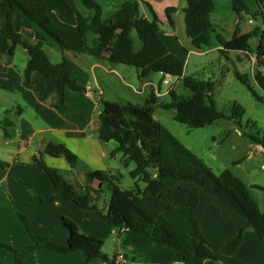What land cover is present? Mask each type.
<instances>
[{
	"label": "trees",
	"instance_id": "trees-1",
	"mask_svg": "<svg viewBox=\"0 0 264 264\" xmlns=\"http://www.w3.org/2000/svg\"><path fill=\"white\" fill-rule=\"evenodd\" d=\"M79 1L91 13L84 14L80 11L78 0H0V31L11 40L9 54H13L18 46L28 53L24 86H30L33 72L56 78V109L62 115L66 112L67 89L81 92L87 90L73 76L72 58L64 55L57 63L49 58L44 47L52 46L63 53H87L111 63L135 67L139 70L140 78L147 77L151 72L169 74L177 78L183 91L170 88L169 99L160 101L153 87L144 104L102 101L98 137L103 142L117 143L110 155L121 153L124 166L134 162L135 167L130 171V176L136 179L135 187L122 189L118 184V176L101 170H90L88 173L100 180L101 185L104 182L109 185L111 197L107 208L91 202L89 187L76 192L69 177L44 159L36 157L32 163L49 175L54 186L62 191L64 198L74 201L87 212L96 210L107 222L125 233L144 236L151 243L168 245L174 255L180 256L184 261H174L171 264H220L194 216L201 190L216 196L247 218L246 226L240 229L236 237L224 244L226 253L236 252L248 228L254 229L259 237L264 239V210L260 209L252 196L250 186L229 168L215 173L201 157L154 117L156 108H162L174 110L175 120L192 128H202L220 119L232 120L241 125L245 107L235 101L231 104L229 112L220 110L215 98L219 81L212 76L205 78L203 73H186V62L166 44L162 36V21L150 3L146 2L148 17L141 16L133 4L131 16L106 23L102 19V7L97 0ZM185 1V29L192 46L196 49L210 46L214 32L211 21L213 0ZM231 1L238 19L243 14H249L259 21H264V0H257L259 7L255 12H252L245 0ZM174 11L175 7L166 10L168 23L171 25H174ZM134 32L140 42L139 47L136 46ZM255 35L261 36V39L257 47L256 67L251 76L237 68L236 64L243 60H234L229 54L233 51L253 52L249 39ZM217 38L222 45L219 53L233 65L234 76L247 87L256 101L264 104V95L258 91L259 88L264 92L262 26H256L243 34L236 29L230 39L221 35ZM8 122H11L8 118L0 120V124ZM246 127L252 131L248 133L250 140L264 145V130H258L255 122L251 121H248ZM58 147L72 166L78 165L75 154L67 151L63 145ZM167 178L170 181L168 191L175 189L178 182L194 184L191 190L179 187L181 191L189 193L190 212L186 223L193 226L189 233L159 210L164 180ZM140 182L145 184L143 189L139 187ZM255 187L263 189L259 185ZM37 198L41 200L40 197ZM147 201L154 203V208L150 207ZM19 216L34 242L23 250H18L0 241L1 247L14 252L15 264H22L27 254L39 248H47L61 254L81 250L86 256L85 264H89L96 257L107 264L115 263L116 255L110 258L104 253L103 239L82 232L68 217H63V221L70 236L66 244H60L49 236L36 237L31 231L28 218L23 214Z\"/></svg>",
	"mask_w": 264,
	"mask_h": 264
},
{
	"label": "crops",
	"instance_id": "crops-1",
	"mask_svg": "<svg viewBox=\"0 0 264 264\" xmlns=\"http://www.w3.org/2000/svg\"><path fill=\"white\" fill-rule=\"evenodd\" d=\"M97 1L102 7V19L106 23L131 16L133 4L136 5L141 16L148 17L146 2L150 3L162 21V36L166 44L172 52L186 62V73L187 61L191 57H195L194 72L207 73L208 77L212 76L208 71L210 68L208 58L218 55L220 60L219 51L222 49V45L217 38L218 35L230 39L236 29H239L243 34L250 32L256 26H262L259 20L249 14H243L238 19L233 11L231 0H213L212 44L196 49L186 34L184 8L187 2L185 0ZM245 1L252 12L258 9L257 0ZM77 5L80 11L85 14L78 2ZM170 7L176 8V11L172 12L174 25L168 23L166 16V10ZM85 10L87 9L85 8ZM89 13L91 11L86 14ZM262 28L264 29V25ZM260 39L261 36L256 35L249 39L253 52L233 51L229 54L230 57L233 55L231 58L234 60L242 59L241 63H244L249 57L253 60L256 59ZM55 49L58 48L55 47ZM45 51L49 56L48 51ZM59 51L60 54L56 61H53L50 56L49 58L56 63L60 62L64 55L72 58L74 61L73 76L87 88L85 92L67 89L64 115L56 109L58 96L56 78H49L39 72H33L30 86L26 87L23 80L28 56L24 58L22 65H17L14 62L15 51L10 54L11 58L9 59L0 58V88L11 94L9 98L13 105L18 107L15 117L12 119L3 118H8L12 123L0 124V241L18 250H23L26 246L33 244L34 241L19 216V214H23L30 221L31 231L36 237L49 236L56 243L66 244L70 233L64 225L63 217H68L80 227L82 232L103 239L104 244L111 239L115 246L113 254L109 256L105 253L110 258L122 252L129 264L184 262L180 256L174 255L168 245L151 243L144 236L125 233L107 222L96 210L87 212L74 201L64 198L62 191L54 186L49 175L32 163V160L37 157L44 159L49 165L57 167L69 177L76 192H81L89 187L91 202L102 208H107L110 200L105 201L103 206L99 204L103 185L100 180L88 172L101 170L118 176L120 186L121 179L125 178L123 169L129 168L131 165L124 166L121 153L110 155L112 150L117 147L115 141L103 142L98 137L99 115L102 111V107L99 106L100 101L103 100L100 96L104 94V91L101 89L99 97L96 98L88 71L85 72L83 68H77L78 54ZM86 65L95 76L96 86L101 87L99 74L103 77L102 83L105 82L104 78L110 77L107 79L110 83L107 84L109 87L123 83L130 87L134 93L145 95L144 103L153 87H163L162 83L150 80V75L140 78L139 70L137 71L138 82H134L132 79L126 81L123 70L106 59L94 57V60ZM163 76L165 77V75ZM166 76L172 78L174 83L177 82L176 77ZM8 111L10 109L6 108L5 112ZM253 144L264 152L263 145ZM59 145H63L67 151L77 156V166L74 167L69 163L65 154L60 152ZM131 170H129V174ZM135 182L136 179H133V183L127 189L135 187ZM246 184L250 187L253 186ZM169 186L170 181L167 178L164 180L159 210L189 233L193 230V226L186 223L190 212L189 193L181 191L179 187L191 190L194 184L178 182L172 191H168ZM139 187L143 189L145 184L140 182ZM252 196L254 197L253 194ZM37 197H40L41 200ZM254 199L257 201L256 197ZM147 204L152 208L155 206L152 202L147 201ZM194 216L209 240L210 247L220 264L264 263V239L260 238L252 228L245 231L243 241L236 252L233 254L225 252L224 244L236 237L240 229L246 226L247 218L221 202L216 196L201 190ZM85 262L86 256L81 250L61 254L47 248L36 249L22 260V264H85ZM0 264H15L14 252L0 246ZM89 264L107 263L96 257Z\"/></svg>",
	"mask_w": 264,
	"mask_h": 264
},
{
	"label": "rangeland",
	"instance_id": "rangeland-1",
	"mask_svg": "<svg viewBox=\"0 0 264 264\" xmlns=\"http://www.w3.org/2000/svg\"><path fill=\"white\" fill-rule=\"evenodd\" d=\"M78 4L85 14L88 13L79 0ZM259 23L263 26V19L260 20ZM133 36L136 39V46L139 47L140 42L135 32L133 33ZM10 45L11 40L3 31H0V58L4 60L11 58V55L8 52ZM44 49L48 51L49 56L53 61L58 59L60 54L58 49L50 46H45ZM26 56H28V53L23 47L18 46L15 49L13 60L17 65H22ZM78 56L77 68H83L85 72L88 71L96 98L99 97L100 90L102 89L104 94L100 97L103 100L123 103L128 101L139 104L144 103L145 95L134 93L130 87L123 83H118L116 86L109 87L107 84L110 83L107 79L110 77L104 78L105 82L102 83L101 80H103V77L99 74L98 77L101 87L96 86L95 76L92 71L89 70L88 65H86L88 62L93 61L94 57L87 53H78ZM219 56L220 60L218 59V55H216V57L210 56L208 58L210 63V68H208V71L210 72L209 75H212V77L218 80L220 84L215 92L218 108L224 112H229L230 106L233 102L236 101L242 104L245 107L246 113L241 120V125L232 120L220 119L213 124L202 128H192L175 120L174 110L162 108H156L154 117L164 124L190 150L201 157L215 173L218 174L222 170L229 168L246 183L253 185L250 187V192L256 197L260 209L264 210V152L258 149V147H255L248 136V133L252 131L249 127H246L249 120L255 122L258 130H264V104L256 101L247 87L234 76L233 65L231 62H229L224 55L219 54ZM212 57L213 59L211 60ZM195 60V57H191L187 61L188 74L200 73L194 72ZM114 66L123 70L126 81H131V79L134 82L139 81L137 78V68L115 63ZM255 67L256 59L253 60L251 57H249L244 63H237V68L241 72H247L251 76H253ZM111 76L115 77L114 75ZM163 77L162 73L151 72L149 79L157 83H162L163 87L175 88L178 91H183L179 81L174 83L171 78L169 84H163ZM203 77L207 78L208 74H204ZM258 91L264 95V92L261 89L258 88ZM10 96L11 94L9 92L0 88V119H3L4 117L12 119L16 115L15 113L18 110V107L13 105L12 100L9 98ZM168 99L169 94H159L160 101H166ZM102 101H100L99 107H102ZM6 108L10 109V111L5 112ZM130 164L129 168L125 167L123 169L125 178H122L120 182V187L122 189H127L130 187L129 185L133 183V178L130 176L129 170L135 167V163L131 162ZM255 185H260L263 189L255 187ZM100 194L101 198L99 204L103 206L105 201H109L111 197L108 183L104 182L102 193ZM114 249V242L111 239L104 244L103 251L109 256L113 254Z\"/></svg>",
	"mask_w": 264,
	"mask_h": 264
},
{
	"label": "built area",
	"instance_id": "built-area-1",
	"mask_svg": "<svg viewBox=\"0 0 264 264\" xmlns=\"http://www.w3.org/2000/svg\"><path fill=\"white\" fill-rule=\"evenodd\" d=\"M166 75H169V74H166ZM166 75L163 78V84H169L171 82L170 77L166 76ZM155 90H156L157 95L159 96V94H168L170 88L156 86ZM114 260H115L114 264H129L128 259L126 258V256L122 252L117 253Z\"/></svg>",
	"mask_w": 264,
	"mask_h": 264
},
{
	"label": "water",
	"instance_id": "water-1",
	"mask_svg": "<svg viewBox=\"0 0 264 264\" xmlns=\"http://www.w3.org/2000/svg\"><path fill=\"white\" fill-rule=\"evenodd\" d=\"M256 55H257V52H256ZM263 147H264V145H263Z\"/></svg>",
	"mask_w": 264,
	"mask_h": 264
}]
</instances>
